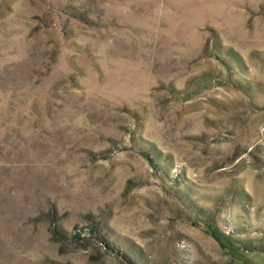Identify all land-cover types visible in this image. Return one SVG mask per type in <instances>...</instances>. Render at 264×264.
<instances>
[{"label":"rangeland","instance_id":"1","mask_svg":"<svg viewBox=\"0 0 264 264\" xmlns=\"http://www.w3.org/2000/svg\"><path fill=\"white\" fill-rule=\"evenodd\" d=\"M0 264H264V0H0Z\"/></svg>","mask_w":264,"mask_h":264}]
</instances>
